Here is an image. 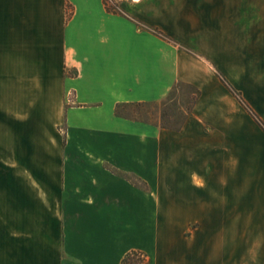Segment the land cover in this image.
Segmentation results:
<instances>
[{"label":"crops","instance_id":"0c3cea01","mask_svg":"<svg viewBox=\"0 0 264 264\" xmlns=\"http://www.w3.org/2000/svg\"><path fill=\"white\" fill-rule=\"evenodd\" d=\"M112 5L0 0V264H264V0Z\"/></svg>","mask_w":264,"mask_h":264},{"label":"rangeland","instance_id":"374dc122","mask_svg":"<svg viewBox=\"0 0 264 264\" xmlns=\"http://www.w3.org/2000/svg\"><path fill=\"white\" fill-rule=\"evenodd\" d=\"M111 4L114 0H106ZM169 101V102H168ZM166 101V97L158 103H148L140 107L121 108L120 112L125 115H132L142 120H147L148 123H160L161 116L163 115L162 122L169 127H175L184 118L185 112L191 107V90L180 88L174 96ZM164 102V103H163ZM135 105V104H134ZM65 127L61 126V133L64 134Z\"/></svg>","mask_w":264,"mask_h":264},{"label":"trees","instance_id":"16d2710c","mask_svg":"<svg viewBox=\"0 0 264 264\" xmlns=\"http://www.w3.org/2000/svg\"><path fill=\"white\" fill-rule=\"evenodd\" d=\"M104 4H105V6H106V8H107V10H109V11H112V7L111 6H113L112 4L113 3H111L110 5H109V3H107L106 2V0H104ZM215 73H216V75L219 77V79L221 80V82L223 83V85L231 92V93H233L234 95H236L237 97H238V99H239V102L242 104V106L249 112V114L258 122V123H260V121L258 120V118L253 114V112L247 107V105L243 102V100L241 99V97L239 96V94L238 93H236L235 92V90L230 86V84L220 75V73L216 70L215 71ZM187 88V89H189V90H191V107L190 108H188L187 110H186V112H185V115H187V116H184V118L182 119V121L181 122H179V124L177 125V126H175V127H169L168 125H165V123L164 122H162V118H163V115L161 116V121H160V123H159V125L162 127V128H164V129H168V130H173V131H178L181 127H182V125H183V123L185 122V120H186V118L191 114V112H192V109H193V107H194V105H195V103H196V101H197V99H198V97H199V91L195 88V87H193V86H191V85H189V84H185V83H181V82H178V83H175V84H173L172 86H171V88H170V90H169V92H168V94H167V96H166V101H168V100H170L173 96H174V93H176L177 91H178V89H180V88ZM169 102V101H168ZM164 103V102H163ZM148 104V103H147ZM147 104H131V105H126V104H121V105H117L116 107H115V113L117 114V115H121V116H129V117H131V118H133V116L132 115H125V114H122L121 112H120V109L121 108H128V107H140V106H143V105H147ZM261 124V123H260ZM139 254H141V253H139V252H129V253H127L124 257H123V259L121 260V263L120 264H142V262H141V260L139 259ZM143 264H144V262H143Z\"/></svg>","mask_w":264,"mask_h":264},{"label":"built area","instance_id":"2783aa9c","mask_svg":"<svg viewBox=\"0 0 264 264\" xmlns=\"http://www.w3.org/2000/svg\"><path fill=\"white\" fill-rule=\"evenodd\" d=\"M144 255L143 254H139V259L141 260V262H142V264H143V262H144Z\"/></svg>","mask_w":264,"mask_h":264}]
</instances>
